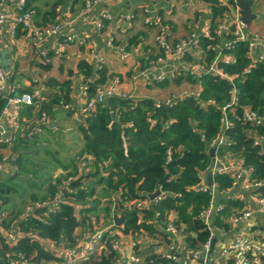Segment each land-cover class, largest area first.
I'll return each instance as SVG.
<instances>
[{"label":"built area","instance_id":"1","mask_svg":"<svg viewBox=\"0 0 264 264\" xmlns=\"http://www.w3.org/2000/svg\"><path fill=\"white\" fill-rule=\"evenodd\" d=\"M66 1V15L62 16L60 7H57L56 13L61 20L56 16L53 22L40 27L36 25L33 11L25 9L27 0H0V151L4 152L0 154V180L21 176L13 163L16 157L13 147L20 138L28 141L49 131L57 139L70 130V127H63L56 120H51L45 111H41L24 125L23 112L37 101L45 100L49 89L39 84L40 75L32 76L31 83L34 86L30 91L21 90V84L14 78V64L21 59L18 38H22L35 51L36 62L41 66L51 64L53 58L65 56L69 44L83 48L96 44L88 34L80 36L75 32L64 33L65 29H69L70 21L66 19L71 13L72 0ZM100 1L83 0L78 10L79 15L86 16L94 25L95 34L102 30L103 20L112 19L108 10H95ZM102 1L112 4L122 0ZM167 1L156 0L152 4L143 3L139 6L143 12V25L152 31L153 47L161 51L154 59H150L151 46H147L142 40L136 42L138 46H142L137 59L134 56L136 44L129 45L123 41L117 43L113 35H109L104 42L106 48L114 51L124 62L135 60L132 82L142 80L144 83H151L167 78H180L176 89L163 100L165 105L171 106L176 101L192 98L200 106H212L220 111V131L214 138V143L208 147L209 149L216 143V151L211 156L208 169L197 172L199 181L192 187L194 191L209 194L207 206L198 211L201 223L209 232L208 238L197 249L188 247L185 242V225L177 224V212L167 208H162L161 211L159 208L167 197L179 196V193L170 192L161 184L151 192H156L153 198L144 192L137 197L125 198L123 209L118 206L109 221L102 225L96 224L92 214H86L83 223L75 228L70 238L61 236L52 239L42 236L38 229L29 224L23 225L30 219L47 223L51 215L68 203L63 192L57 190L46 198L24 202L16 208L15 213H11V208L0 203V264H82L110 253L113 254L111 264L160 263L156 261L159 259L145 261L144 257L135 254V251L146 248H151L152 256L161 258L160 261L165 264H264V224L259 229L258 221L260 218L264 219V178L253 177L252 169L245 167L241 160L233 158L231 152H224L223 155L218 152L228 143L225 142V132L234 126L229 115L234 114L236 108H240L237 120L264 126V93L262 104L252 108L239 104L238 88V84L257 65L264 67V12L252 9L260 20L253 19L244 23L240 20V10L235 0H218L222 5L228 6V9L216 23H212L208 12L198 31L189 24L188 38L171 44V26L164 21L162 14L163 11L167 13ZM190 1L193 3L194 0ZM132 9L122 13L119 19H124L129 24L133 19ZM118 28L124 29L122 26H115V30ZM241 45L245 48L249 63L240 74H228L224 65L235 63L234 53ZM3 50L8 52V70L2 66ZM104 59L103 54L96 52L93 65L100 68ZM205 74L227 81L228 100L224 104L217 103L213 98L201 99V85L194 80ZM78 88L83 96L82 102L60 106L62 109L72 110L71 116L77 122L94 113L99 105L107 102L108 97H135L122 91V83L117 76L108 85L97 89L91 98L86 96L85 85H79ZM252 134L253 145L259 146L264 153V136L254 132ZM201 139L204 140L203 135ZM170 154L168 150V161ZM217 173L227 174L231 178L230 186L219 188L213 179ZM208 176L211 177V183H208ZM227 200L237 201L243 206L228 204ZM128 210L136 211L138 224H150L157 234L152 235L142 227L138 231L123 230L121 224L114 222V218ZM147 212H151L150 217L146 216ZM73 214L77 221L82 220L76 207L73 208ZM20 239L34 242L36 247L25 254L18 247ZM39 252L46 254L47 260L38 258Z\"/></svg>","mask_w":264,"mask_h":264},{"label":"trees","instance_id":"2","mask_svg":"<svg viewBox=\"0 0 264 264\" xmlns=\"http://www.w3.org/2000/svg\"><path fill=\"white\" fill-rule=\"evenodd\" d=\"M63 1L27 0L25 9L32 10L36 25L43 27L55 20L57 13L54 9L62 3L67 4V1ZM201 1L204 8L210 13V20L213 21V24L228 9V6L222 5L218 0ZM70 3V11L75 13L82 6L83 0H72ZM197 13L196 11L192 13L190 19L196 20ZM132 14V26L124 29L120 36L125 40L119 42L129 43L133 40L132 38L136 40L137 38L140 40L139 37L141 40L143 38L142 34L138 33L140 25H143V22L140 24L143 12L141 8L135 7L132 9ZM259 18H256L255 21H259ZM164 21L171 26L169 38L171 44L188 38L187 33L183 36L178 35V24H175L172 19L165 17ZM143 26L145 27V25ZM145 28L147 31V27ZM200 40L204 41L201 37ZM151 48L150 59H154L161 51L153 46ZM245 53V48L241 45L234 53L235 63L224 65L225 72L240 74L249 63V58ZM52 56L51 54V59ZM69 57L68 51L65 56L53 58L51 64L42 66L46 75L41 78L39 84L49 89L48 97L45 100L37 101L34 106L28 107L26 113L34 111L36 117L41 111H45L49 116L52 105L61 106L72 101L73 88H78L79 85L87 87L86 96L91 98L97 89L108 85L114 76L119 77L122 83L121 78L124 76L125 70L111 72L112 67L106 62L107 60H104L100 68H97L84 58L72 61ZM123 66L126 67L127 78L129 76L132 78L135 66ZM263 78L264 67L257 65L248 77L238 84L240 105L256 108L262 104L264 84L260 85V83ZM179 80L180 78L174 80L167 78L163 81H151V83L137 80L135 81L136 86L146 89L145 96L108 97L105 104L99 105L94 113L83 117L80 122L74 121L72 118L73 126L61 125L70 127L64 136L73 131L78 132L76 140H72L78 144L76 143L73 148H67L68 150L65 149L66 147L62 148V145L58 146L63 141L57 142V140L64 136L53 139L54 146L49 145L46 140H37L40 136L28 141L18 140L13 147L16 152L13 163L17 173L21 176L0 180L1 205L10 208L13 195L23 196L25 190L21 189L25 186L29 187L30 185V188L35 189L30 193L27 192L26 201L46 198L47 195L61 190L68 203L62 205L59 212L51 215L47 223L30 219L28 223L22 224L35 227L45 237L57 239L64 236L70 238L75 228L83 223L86 214H92L96 219V224L102 225L109 221L111 214L118 209V206L123 209L125 198L137 197L142 192L150 194L157 185L161 184L164 189L179 193V196L167 197L159 208L161 211L162 208L176 211L177 224L185 225L186 244L192 249L199 248L208 238L209 232L201 223L198 211L207 206L209 194L194 191L192 187L199 181L196 177L197 172L206 171L211 163L208 147L214 143V138L220 131V111L212 106H200L192 98L176 101L171 106L165 105L163 100L176 89ZM194 82H199L201 85V99L213 98L221 105L228 100L229 85L225 79L205 74ZM163 91L169 92L162 98ZM65 110L69 114L72 112L69 109ZM239 113L240 108L238 107L234 114L229 115L234 126L225 132V142L228 143L222 146L218 152L221 155L224 152H231L233 158L241 160L245 167L252 169L253 177L264 178V153L260 151L259 146L253 145L252 140L253 132L264 136V126H254L248 122L237 120L236 116ZM201 135L204 140L201 139ZM68 141L71 142V140ZM19 148L23 151L27 149L26 153L20 152ZM31 149H35V152L30 154L35 155V158L26 157ZM28 150L29 152H27ZM40 150L48 157L50 163L43 169L44 173L41 170L46 165L41 159L45 160V155L41 156ZM168 150L171 152L169 161L167 160ZM2 153L4 152L0 151V154ZM55 169L61 170V174H53ZM165 174H168V177L163 183H159ZM169 177L171 178L169 179ZM213 179L219 188H226L231 184V178L227 174L217 173ZM10 182L16 184L12 185ZM227 202L236 204L238 207L243 206L237 201L227 200ZM75 207L82 215L81 221H77L73 214ZM11 209V213H15L18 208L12 206ZM150 213L147 212L146 216L150 217ZM125 214V220L121 223L123 230L138 231L142 227L152 235L157 234L150 224L137 223L136 211L128 210ZM258 221L259 229H262L264 219L260 218ZM22 224L21 226H23ZM18 247L25 254H29L36 245L34 242L20 239ZM212 247H214V240ZM135 254L144 257L145 261L159 259L156 261L165 264L160 261L161 258L152 256L151 248L135 251ZM112 255L110 253L82 264H111ZM38 258L47 260L46 254L40 252Z\"/></svg>","mask_w":264,"mask_h":264},{"label":"crops","instance_id":"3","mask_svg":"<svg viewBox=\"0 0 264 264\" xmlns=\"http://www.w3.org/2000/svg\"><path fill=\"white\" fill-rule=\"evenodd\" d=\"M39 2H50L51 0H38ZM66 0H64L63 2H65ZM156 0H122L120 3H106L103 2L102 0L97 4V6H95V10L98 11H102V10H108L111 15H112V19L111 20H103V28L102 30L99 32V34H95L94 31V25L92 23H90L87 19L86 16H82L79 15L78 12L75 13H70L69 17L66 20L70 21L69 29H65L64 33L67 32H75L76 34L80 35V36H85V34H88V36L93 37V40L95 41V45L93 47H85L83 48L82 46H78L76 44H71L68 47V51H69V59H71L72 61H76V59L79 58H84L86 61H88L91 64H94V56L96 54V52H100L101 54L104 55V60H107L106 62L110 65V67H112L111 72L112 71H117L119 72L120 70L122 71L121 65L119 62H121L123 65H134L135 66V60H130L128 62H124L121 58H119V56L111 50H108L105 46V42L104 40L106 38L109 37V35H113L115 40H117V43H119L120 40H125L124 37H121L120 35L124 32V29L126 30V28H129L132 22H130L128 24V22L126 23L125 20H121L119 19L120 15L122 13H127L130 12L132 8L135 7H139L141 6V4L143 3H148V4H152L153 2H155ZM167 13L165 11H163V16L164 17H169L170 19H172L175 24H178V35L179 36H183L184 34H188L189 32V28L188 25L190 24L191 26L195 27V30L198 31V29H200L201 25L204 24V19L207 17V13L208 10L206 8H204V6L202 5V1L201 0H194L193 3L190 0H168L167 1ZM256 1L254 2L253 6H255ZM66 3H62V7H60V12L62 14V16L66 15L65 11H64V7L66 6ZM252 6V8H253ZM58 6L55 7L54 11L56 10ZM172 8V9H171ZM256 10H261L259 4L257 3L256 5ZM198 12L197 13V19L193 21V19L191 18V14L194 12ZM261 13H263L264 11H259ZM56 15V14H55ZM58 16V15H56ZM59 20H61L60 15L58 16ZM58 20V21H59ZM188 20V22H187ZM187 22L186 28H187V32H186V28H185V24ZM140 24H142V16L140 17ZM67 26V27H68ZM115 26H122V28H124L123 30L121 29H116L115 30ZM146 28L143 25H140V29H139V34H142V41L148 45V46H153L149 45V43H152V31L151 30H145ZM141 40V37H139ZM133 40H131L129 42V45H134L136 44V42H139L140 40H137L132 38ZM17 45L19 46V54L21 55V59L16 62L14 64V78L21 84L22 88L21 90L24 91H30L33 89L32 83H31V78L34 75H40L41 78L45 77L46 75V71H44L42 69V66L36 62V56H35V51L31 50L29 46H27L25 44V42L22 40V38H18L17 39ZM142 52V46L138 44L134 45V56L135 59H137L139 57V54ZM67 54V53H66ZM55 63V60L53 61V64ZM52 64V65H53ZM57 67V65H55ZM54 67V65H53ZM55 67V68H56ZM119 69V70H117ZM129 83H128V88H124V82L122 83V91L125 94H129V95H134L135 97H139V96H145L146 92H144L143 90H146L145 88H141L136 86L135 82H132L131 76L128 77ZM72 95H74V97H72V101L70 103L73 104H78L80 102H82L83 96L81 93L80 88H73V93ZM151 95V94H150ZM49 117L51 120H56V122H58L60 125L63 126H73V120H72V116L71 114H69L65 109H62L59 105H52L51 110L49 111ZM34 111L31 113H24L22 114V123L24 125L28 124L30 122V120L32 118H34ZM76 135H78V132L73 131L71 133H69L67 136H64L63 138L60 137V140H57V142L59 141H63L61 144H59L58 146L62 148H65L66 150H68L67 148H71L72 145L71 143L76 144L77 142H72V140H76ZM67 140H64L66 139ZM69 138L71 139V142H69ZM53 139H56L49 131H45L37 140H46L49 142L50 144H53V146L55 145V141ZM20 140H22L20 138ZM78 144V143H77ZM20 152L22 153H26L27 149H24V151L19 148ZM37 151V150H36ZM29 152V150L27 151ZM35 152V149H31V152L26 154V157H34L35 155H30L31 153ZM41 156H44L45 154L40 150L39 151ZM38 153V154H39ZM39 156V155H38ZM46 156V155H45ZM44 163H49L48 161V157H45L44 159H41ZM57 170V169H56ZM42 173L43 170H41ZM61 170L57 171V173L55 174H61L60 173ZM25 190L23 193V196H19V195H13V200L12 203L10 204V208H12V206H16V208L20 207L28 198V193H30V191H34L35 189L30 188L28 186H25L24 188H22L21 190ZM28 192V193H27Z\"/></svg>","mask_w":264,"mask_h":264},{"label":"water","instance_id":"4","mask_svg":"<svg viewBox=\"0 0 264 264\" xmlns=\"http://www.w3.org/2000/svg\"><path fill=\"white\" fill-rule=\"evenodd\" d=\"M237 6L239 7L240 10V20L244 23L249 22L253 19H256L258 17V14L252 11V6L255 2V0H235ZM2 66L5 70L9 69V56H8V52L7 50H3L2 53ZM264 84V80L260 83V85ZM163 104V103H162ZM216 143L214 144V146L210 147L208 149V152L210 154V156L214 155L215 152V147H216ZM168 177V174H165L160 180L159 183H163L164 180ZM208 183H211V177L208 176ZM156 194V192H153L151 194H149L150 198H153V196ZM125 212L122 213V215L120 217H115L114 218V222L117 225H120L122 222H124L125 220Z\"/></svg>","mask_w":264,"mask_h":264},{"label":"rangeland","instance_id":"5","mask_svg":"<svg viewBox=\"0 0 264 264\" xmlns=\"http://www.w3.org/2000/svg\"><path fill=\"white\" fill-rule=\"evenodd\" d=\"M257 3L259 4V6H260V8H261V11H264V0H258V2H256L255 6H253L252 9L255 10ZM258 20H260V18H259ZM252 23H255V22L252 21ZM145 43H146V42H145ZM152 44H154L153 39H152V43H149V45H152ZM147 46H148V45H147ZM119 63H120V65H121V68L125 70L124 73H123L124 76H123V77L121 76V77H122L121 80H122V83L124 82V88L126 89V88H128V83H129V80H128L127 76H126V72H127V70H126V67L123 66V64H122L121 62H119ZM126 90H127V89H126ZM143 91L146 92L145 90H143ZM167 92H169V91H163V92H162V94H163L162 98L166 95ZM160 99H161V97H160ZM76 136H77V135H76ZM66 140H67V138H66ZM69 140H71V139L69 138ZM50 145L53 146V144H50ZM71 145H72L71 148H73L74 146H76V144H74V143H71ZM45 157H47V156H45ZM51 163H52V161H51ZM44 164H45L46 166H44V167L42 168V170L49 166L48 163H44ZM47 170H49V169L47 168ZM55 173H57V170H56V169L54 170L53 174H55ZM10 184L13 185V184H16V183H15V182H10ZM158 264H161V263H158Z\"/></svg>","mask_w":264,"mask_h":264}]
</instances>
